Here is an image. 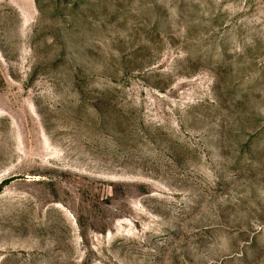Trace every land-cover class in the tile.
Instances as JSON below:
<instances>
[{
	"label": "rangeland",
	"instance_id": "374dc122",
	"mask_svg": "<svg viewBox=\"0 0 264 264\" xmlns=\"http://www.w3.org/2000/svg\"><path fill=\"white\" fill-rule=\"evenodd\" d=\"M0 264H264V0H0Z\"/></svg>",
	"mask_w": 264,
	"mask_h": 264
}]
</instances>
